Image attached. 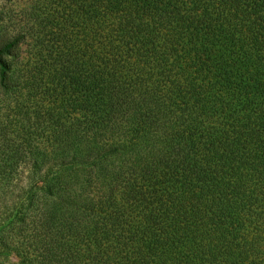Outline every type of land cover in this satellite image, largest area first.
Masks as SVG:
<instances>
[{"label":"trees","instance_id":"obj_1","mask_svg":"<svg viewBox=\"0 0 264 264\" xmlns=\"http://www.w3.org/2000/svg\"><path fill=\"white\" fill-rule=\"evenodd\" d=\"M44 2L0 264H264V0Z\"/></svg>","mask_w":264,"mask_h":264},{"label":"rangeland","instance_id":"obj_2","mask_svg":"<svg viewBox=\"0 0 264 264\" xmlns=\"http://www.w3.org/2000/svg\"><path fill=\"white\" fill-rule=\"evenodd\" d=\"M44 1L0 0V44L14 37L20 39L19 46L14 50L13 55L8 57L12 62L10 76L13 84L9 90L0 88V120L2 124L20 119L24 115V113L21 116L18 115V107L25 104V64L30 60L35 45L31 37L27 36L25 39V33L37 23L36 15L38 14L36 11L45 7ZM34 29L38 32L37 28ZM9 262L20 264V259L13 254L10 256Z\"/></svg>","mask_w":264,"mask_h":264}]
</instances>
